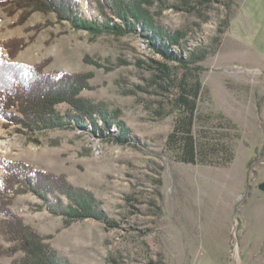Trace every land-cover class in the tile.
I'll use <instances>...</instances> for the list:
<instances>
[{
  "label": "rangeland",
  "instance_id": "obj_1",
  "mask_svg": "<svg viewBox=\"0 0 264 264\" xmlns=\"http://www.w3.org/2000/svg\"><path fill=\"white\" fill-rule=\"evenodd\" d=\"M79 1L83 18L104 20L93 0ZM150 11L161 39L141 27L95 37L53 13H29L13 26L20 12L9 16L0 7V44L24 43L15 61L51 60L45 70L54 76L92 73L93 89L81 96L119 112L128 132L126 140L117 137L112 121L103 130L26 137L0 119V179L2 164L15 162L64 175L93 194L108 221L66 225L30 193L15 197L10 210L71 264H264V0H159ZM177 32L183 39L169 46ZM192 53L205 57L190 63ZM191 74L202 86L193 134L206 146L196 164L178 161L167 141L177 114L174 85ZM0 245L9 243L0 236ZM21 256L0 257V264Z\"/></svg>",
  "mask_w": 264,
  "mask_h": 264
},
{
  "label": "trees",
  "instance_id": "obj_2",
  "mask_svg": "<svg viewBox=\"0 0 264 264\" xmlns=\"http://www.w3.org/2000/svg\"><path fill=\"white\" fill-rule=\"evenodd\" d=\"M93 1L104 18L102 22L83 18L79 11V0H0V7L9 16L20 12L13 26L24 25L29 15L40 12L46 15L53 13L59 23L66 21L74 29L87 31L95 37L101 34L130 35L138 27L144 33L152 34L153 38L159 36L161 39L164 36L162 31H158L150 11V7L159 0ZM39 27L37 25L30 30H39ZM181 39L183 34L177 32L168 36V44L176 46ZM22 44V39L16 38L0 44L1 49L5 50V55L0 54V119L6 128L14 127L16 133L29 137L41 131L85 128L88 125L103 130L108 129L112 121H117L120 129L117 137L127 139V129L118 121L119 112H111L105 103L81 96L83 91L93 89L89 83L92 73H63L54 76L45 70L51 60L36 65L17 62L14 58ZM190 56L195 58L196 53ZM204 57L205 54L188 61L197 63ZM85 62L109 70L106 65L88 60L87 57ZM159 70L166 74L165 66L160 65ZM199 70L202 69L196 68V71ZM174 88L176 93L171 106L172 113L177 114L167 141L176 149L178 161L196 164L206 157V146L198 142L193 134L202 86L198 76L191 74L184 75ZM60 106H66L67 111L61 112ZM99 121L102 122V128H99ZM2 169L4 174L0 179V215L3 219L0 221V236L9 246L0 245V257H13L21 253L22 256L12 264H71L45 243V237L12 213L10 206L18 195L30 193L39 198L42 205L50 203L51 213L62 216L66 225L86 218L108 221L106 215L99 210L100 202L93 194L75 188L64 175L30 170L29 166L21 162L4 163ZM62 198H65L67 204Z\"/></svg>",
  "mask_w": 264,
  "mask_h": 264
}]
</instances>
